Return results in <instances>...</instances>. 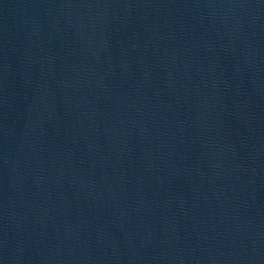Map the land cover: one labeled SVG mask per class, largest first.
Here are the masks:
<instances>
[{
	"label": "water",
	"instance_id": "obj_1",
	"mask_svg": "<svg viewBox=\"0 0 264 264\" xmlns=\"http://www.w3.org/2000/svg\"><path fill=\"white\" fill-rule=\"evenodd\" d=\"M0 264H264V0H0Z\"/></svg>",
	"mask_w": 264,
	"mask_h": 264
}]
</instances>
